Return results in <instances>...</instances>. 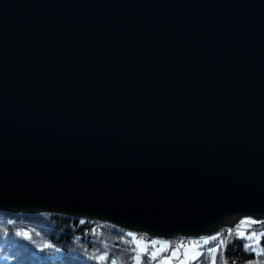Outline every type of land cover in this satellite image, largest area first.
<instances>
[{
	"label": "water",
	"instance_id": "1",
	"mask_svg": "<svg viewBox=\"0 0 264 264\" xmlns=\"http://www.w3.org/2000/svg\"><path fill=\"white\" fill-rule=\"evenodd\" d=\"M0 210L264 222V0H0Z\"/></svg>",
	"mask_w": 264,
	"mask_h": 264
},
{
	"label": "trees",
	"instance_id": "2",
	"mask_svg": "<svg viewBox=\"0 0 264 264\" xmlns=\"http://www.w3.org/2000/svg\"><path fill=\"white\" fill-rule=\"evenodd\" d=\"M246 228L260 230L258 238L240 237L243 231L231 229L215 253L209 249L220 242L197 241L196 253L186 257V246L175 240L144 242L129 229L88 217L0 210V264H155L163 257L168 258L164 264H175L181 258L186 264H210L213 256L215 264H264V222ZM137 241L144 243L143 251ZM157 243L162 246L155 251Z\"/></svg>",
	"mask_w": 264,
	"mask_h": 264
},
{
	"label": "rangeland",
	"instance_id": "3",
	"mask_svg": "<svg viewBox=\"0 0 264 264\" xmlns=\"http://www.w3.org/2000/svg\"><path fill=\"white\" fill-rule=\"evenodd\" d=\"M244 218V217H243ZM245 219L246 220H250V219H247V217H245ZM238 222V221H237ZM236 222V223H237ZM246 227H250L249 225H245V224H234L233 225V228H235L234 230H238V231H242L241 229H239V228H246ZM229 232H230V230H229ZM228 232V233H229ZM259 232H260V230H254V229H250V230H248V232H244L245 234H246V236H251L252 237V239L253 240H256L257 238H258V236H259ZM228 233H227V235H228ZM252 233H255V235L253 236V235H251ZM136 236H138L137 234H135ZM178 236V235H177ZM180 236H188V235H180ZM139 237V236H138ZM152 237H154V236H152ZM227 237V236H226ZM156 238V237H155ZM154 238V239H155ZM159 239H162V240H166V241H171L170 239H165V238H163V237H158ZM201 238H203L202 236H200L199 238H196V237H194L193 239H195L196 241H192L191 242V245L190 246H187L186 248H184L185 249V255H186V257H192L195 253H196V251L198 250L197 249V247L195 246L196 245V242L197 241H199V242H201V241H204V240H200ZM225 239V238H224ZM224 239H222V240H220V241H223ZM205 242V241H204ZM208 242H212V241H208ZM137 243V248L140 250V249H142L143 247H144V243H141L140 241H137L136 242ZM162 246V244H159V243H157V244H155L154 245V250L155 251H157V250H159L160 249V247ZM175 250H173V252H174ZM168 260V258L167 257H163L162 259H160V260H157L156 262H155V264H164V263H166V261ZM186 264V260L184 259H180V260H178L177 262H175V264ZM210 264H212V262L210 263Z\"/></svg>",
	"mask_w": 264,
	"mask_h": 264
},
{
	"label": "built area",
	"instance_id": "4",
	"mask_svg": "<svg viewBox=\"0 0 264 264\" xmlns=\"http://www.w3.org/2000/svg\"><path fill=\"white\" fill-rule=\"evenodd\" d=\"M237 224L236 221L233 222L231 225H226L225 227L220 226V228L218 230H216L215 232H212V235L210 237H204L201 238L200 240H204V241H212V242H220V240L226 238L227 233L229 232V230L231 229H235L233 228V225ZM241 230H244V228H239ZM134 233H136L144 242H149L150 240H152L155 237H152L150 234L145 233V232H140V231H134ZM213 237H215V239H213ZM178 243L185 245V246H190L191 242L195 239H193L190 236H175L174 237Z\"/></svg>",
	"mask_w": 264,
	"mask_h": 264
},
{
	"label": "bare ground",
	"instance_id": "5",
	"mask_svg": "<svg viewBox=\"0 0 264 264\" xmlns=\"http://www.w3.org/2000/svg\"><path fill=\"white\" fill-rule=\"evenodd\" d=\"M53 212H56V211H53ZM88 218H91V219H94V220H99V221H103V222H107V221H105V219H103V220H101V219H99V218H97V217H88ZM247 219H250L249 221H255L254 219H252V218H250V217H247ZM237 222V221H236ZM107 223H109V222H107ZM111 223V222H110ZM257 223H259V222H257ZM111 224H113V223H111ZM240 224V223H239ZM238 224V225H239ZM115 225V224H114ZM227 224H222V225H220V226H222V227H225ZM246 225V224H245ZM115 226H118V225H115ZM220 226L219 227H217V228H215L214 230H212V231H210V232H208V233H202V234H198V235H188V236H190V237H192V238H194V237H196V238H199L200 236H202L203 238L204 237H210L211 235H212V232H215L216 230H218L219 228H220ZM118 227H121V226H118ZM180 235V234H179ZM155 237V236H154ZM158 237H163V236H158ZM175 236H169V237H163V238H165V239H170V240H175V241H177L175 238H174ZM153 242V241H152ZM179 246V245H178ZM177 246V247H178ZM187 247V246H186Z\"/></svg>",
	"mask_w": 264,
	"mask_h": 264
},
{
	"label": "snow or ice",
	"instance_id": "6",
	"mask_svg": "<svg viewBox=\"0 0 264 264\" xmlns=\"http://www.w3.org/2000/svg\"><path fill=\"white\" fill-rule=\"evenodd\" d=\"M21 235L27 236L28 234H27V233H21ZM129 235H131V233H129ZM251 235L254 236L255 233H252ZM239 236H240V237H244V236H245V233L241 232V233H239ZM213 239H215V237H213ZM205 243L207 244L208 241L206 240ZM221 245H223V241H220V244L217 245L216 248H211V249H209V252H211V253H215L216 250H217V248L220 247ZM245 247L247 248L248 246L246 245ZM141 251H143V249H141ZM152 255L155 256L156 253L153 252ZM173 255H175V252L173 253ZM100 259H104V257L102 256V257H100ZM193 259H195V257H193ZM113 264H115L114 261H113ZM212 264H215V256H213V258H212Z\"/></svg>",
	"mask_w": 264,
	"mask_h": 264
}]
</instances>
